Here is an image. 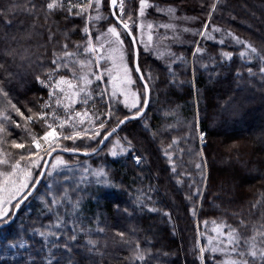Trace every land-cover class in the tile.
<instances>
[{
    "label": "snow or ice",
    "instance_id": "snow-or-ice-1",
    "mask_svg": "<svg viewBox=\"0 0 264 264\" xmlns=\"http://www.w3.org/2000/svg\"><path fill=\"white\" fill-rule=\"evenodd\" d=\"M105 2L6 0L0 5V23L5 29L20 25L16 35L0 34V42L8 45L3 55L17 69L30 70L35 82L46 90V96L29 103L14 100L13 85L22 78V73L9 70L5 63H0V228L14 222L21 205L37 190L42 178H54L59 174L57 169L68 167V161L61 153L76 155L82 152L91 156L106 151L114 159L130 156L137 167L148 162L147 156L137 151L132 139L118 134L127 122L146 117L149 81L154 77L150 69H142L138 44L143 45L145 52H154L159 59L166 55L174 57L168 62V72L174 78L171 65L187 61L183 54L173 53L170 46L162 51L164 41L183 42L184 33L200 37V40L190 41L194 46L193 62L202 60L207 54L215 66L217 57L207 53L201 40L215 41V33H221L219 44H225L223 37L226 36L241 46L239 57L244 61L242 68L247 75L237 69L238 87L242 91L248 88L264 90V43L257 45L230 28L213 23L215 16L227 7L225 0H201L200 8L206 19L199 27L184 26L179 31L175 23L157 25L147 20V15L151 8L165 13L170 21L183 20L187 25L199 20L195 16L178 15L182 10L180 4L161 8L154 0H107L109 15L106 16ZM129 3L134 6L128 8ZM18 17L23 19H13ZM158 28L172 30V35L165 32L155 40ZM76 35L80 38L73 39ZM125 39H128V46ZM233 55L231 51L221 50L219 59L231 61ZM201 66L207 67L206 64ZM137 80L142 81V92L133 88ZM235 103V97L229 96L222 107L227 109ZM120 104L127 110L122 117ZM165 115L176 116V110H169ZM179 123L177 117L175 125L166 124L157 131L151 130L145 119L144 127L155 139L161 131L178 130L176 125ZM37 128L42 134L36 131ZM16 129H21L24 134L14 137ZM187 129L184 136H172L166 145L162 140L161 150L171 172L177 174V159L182 160L185 152L181 143L199 139L202 147L195 155L200 157V162H195L194 166L201 179L199 183L193 179L188 185L192 192L185 194L191 204V215L197 218L208 190V177L203 171L207 163L203 147L206 146V133L199 129L198 115ZM85 140L95 142L96 146L81 147L78 142ZM233 149L238 151V145L230 146V150ZM182 175L190 176L191 173ZM70 180L71 177L65 176V185ZM176 182L183 184L179 176ZM88 183L104 188L119 189L122 186L111 169L104 165L93 168L90 164L82 169L79 181L72 185L54 189L53 184L48 183L45 194L40 196L42 207L31 226L25 230L21 224L12 237L0 233V249L5 253H18L20 249L34 248L37 255L29 253L28 264H153L154 261L158 264L161 255H169L155 248L147 233L141 237L139 233L144 230L136 226H130L127 231L112 228L109 239L110 226H101V214L86 215L84 196L79 193L82 191L80 185ZM154 191L152 185H148L147 191L138 189L133 204L141 212L146 210L167 217L174 235L176 226L172 213L155 206L157 202L149 194ZM212 195L219 198L220 194ZM115 207L119 214L120 205ZM212 207L228 211L215 200ZM123 213L133 216L127 207L123 208ZM230 214L233 223H229L227 216L196 220L197 236H206L207 243L201 244L197 239L191 250L193 256L199 264H208L209 260L212 264H264V193L248 201L246 209L242 207ZM89 221L94 222L95 227ZM201 224L205 229L211 224L213 234L202 233Z\"/></svg>",
    "mask_w": 264,
    "mask_h": 264
},
{
    "label": "trees",
    "instance_id": "trees-1",
    "mask_svg": "<svg viewBox=\"0 0 264 264\" xmlns=\"http://www.w3.org/2000/svg\"><path fill=\"white\" fill-rule=\"evenodd\" d=\"M5 2L6 0H0V5ZM177 2L180 6L193 9L194 13L203 15L205 19L206 15L200 8L201 0H183V3L177 0ZM225 2L227 7L221 12L225 13L224 17H221V13L217 14L213 23L226 25L237 35L257 45L264 43V1L225 0ZM244 8L250 12V15L245 13ZM232 15L234 19L229 17ZM13 19H23V17ZM77 23L80 22L77 21ZM15 26L16 30L12 31L10 28L5 29L3 23H0V34L5 32L9 36L18 34L20 25ZM215 35L217 37V33ZM79 38V35L73 37V39ZM201 44L207 53L217 57L215 66L207 54L202 60L191 62L193 44L174 45L173 53L183 54L187 61L186 63L177 61L171 65L175 72L174 78L168 72V63L140 50L142 69L145 71L150 69L154 77L149 81L151 95L145 117L148 125L151 130L159 131L166 124L175 125L177 117L180 120V123L176 125L178 130L161 131V135L155 139L152 138L151 132L145 129V119L131 120L118 131L121 137L127 136L132 139L137 151L147 156L146 164L137 167L130 156L114 159L105 151L91 156L63 153L64 159L68 161V167L57 170L59 174L54 175V178L45 176L36 192L22 206L14 222L0 228V233H7L9 237H12L20 230L21 224L25 230L31 226V221L35 220L42 207L40 196L45 194L48 183H52L54 189L58 186H69L74 181H79L82 169L88 164L93 168L104 165L112 170L122 186L117 189L104 188L94 183L81 184L82 191L79 195L84 196L86 215L92 217L100 213L101 226L105 224L110 226L108 238L112 236V228L127 231L130 226H136L144 230L139 233L141 237L147 233L152 237L155 248L169 253L167 256L161 255L158 264H199V260L193 256L191 250L197 239L201 244H206L207 238L197 236L196 220H211L227 216L229 223H233L234 218L230 214L232 211L242 207L246 209L248 201L264 193V90L248 88L242 91L238 87L237 69H241L245 76L247 75L242 68L244 61L239 57L241 46L236 45L235 42L231 43V46L226 43L221 45L217 39L215 41L201 40ZM7 46L0 42V63H5L9 70L22 73V78H18L13 85L15 89L13 99H18L21 104H24L34 101L37 97L46 96V90L35 82L30 70L17 69L3 55V50ZM229 49L234 53L232 60L221 61L220 51ZM201 64H206L207 67H202ZM139 82L142 84L140 80ZM229 96H234L236 103L224 109L223 102ZM29 106L32 105L29 104ZM119 107L121 109L119 114L122 117L126 111L122 105ZM172 109L176 110V116H166L165 113ZM197 115L199 129L206 133V146L203 147L207 163L203 171L208 177V190L203 201V208L198 213V217L193 218L190 212L191 204L186 200L185 194L192 192L188 185L193 179L197 183L200 182L199 170L194 165L195 162H200V157L195 153L202 146L198 138L189 139L187 143L182 142L181 147L185 149V152L182 160L177 159V174H173L167 158L163 156L161 141L163 140L166 145L172 136H184L187 133L188 124L192 123ZM36 131L42 134L39 128ZM23 134L21 129H16L13 136ZM88 144L96 146L95 142L86 140L80 143V146L87 147ZM234 144L238 145V151L230 150V146ZM214 157L224 164L228 163V167L235 174L230 182L224 183L222 178L226 171ZM245 171L249 175H246ZM184 172L191 175H182ZM65 176L71 177L67 185L64 182ZM177 176L183 180V184L176 182ZM88 179L93 180L92 177ZM148 185L155 188L154 192L149 193L157 202L155 206L172 213L176 226L174 235L167 217L160 213H149L146 210L141 212L135 208L133 199L137 190L147 191ZM213 193H219V198L214 197ZM213 200L228 211L222 212L213 208ZM116 204L120 205L119 214H117ZM125 207L133 212V216L128 217L123 213ZM89 223L95 227L94 222L89 221ZM211 227L209 224L205 229L201 224L200 231L211 235L213 234ZM101 238L103 239L102 234ZM29 253L33 256L37 255L32 247L20 249L18 253L12 251L5 253L0 249V264H28ZM153 264L157 262L154 261ZM208 264L212 262L209 260Z\"/></svg>",
    "mask_w": 264,
    "mask_h": 264
},
{
    "label": "rangeland",
    "instance_id": "rangeland-1",
    "mask_svg": "<svg viewBox=\"0 0 264 264\" xmlns=\"http://www.w3.org/2000/svg\"><path fill=\"white\" fill-rule=\"evenodd\" d=\"M264 1V0H263ZM154 3H156L159 7H161V8H166L168 5H176V4H179L178 2H177V0H154ZM134 6V3H129L128 4V8H132ZM136 6H138V4L136 5ZM181 7V12L180 13H178V15H184V14H186V15H188V16H190V17H193V16H195V17H199V20L198 21H196L194 24H191V23H189V24H187L186 25V22L185 21H183V20H169V17L165 14V13H161V12H156L154 9H149L148 10V15H147V20H149V21H152L153 23H155V24H161V23H169V22H171V23H175L177 26H178V28H177V30L179 31L180 29H182V27H184V26H195V27H199L200 25H201V23L206 19V17H205V19H204V17H203V15H200V14H196V13H194L193 12V9H188V8H186V7H182V6H180ZM244 10H245V8H244ZM103 11H104V14L106 15V16H108L109 15V7H108V4H107V0H106V2H105V7H104V9H103ZM126 11H127V8H126ZM245 13H247V14H249L250 15V12H248L247 10H245ZM222 14V18L224 17V15H225V13L223 12V13H221ZM252 15V14H251ZM230 18H232L233 17V15L232 16H229ZM228 17V18H229ZM110 18V17H109ZM111 19V18H110ZM106 24H107V21L105 22V24H104V26H106ZM216 24H218V25H220V26H222V27H224V28H228V26H226V25H222V24H219V23H216ZM231 29V28H230ZM10 30H12V31H14V30H16V26H14L13 28H10ZM232 31H234L233 29H231ZM156 31V36L154 37V39L155 40H158L159 39V36L160 35H162V34H164L165 32H167V34L169 35V36H171L172 35V30H166V29H164V28H158V29H156L155 30ZM135 34L137 35V39H139V31L138 30H136L135 31ZM220 38H222V36H221V33H217V40L219 41V39ZM224 39H225V43L228 45V46H231V43H234L233 41H231V39L230 38H228V37H223ZM193 39H198V40H200L201 38L200 37H193L190 33H184V34H182V41L183 42H172V41H164L163 42V45L161 46V50L163 51L164 50V48L165 47H167V46H170V48H171V51L173 52L174 51V45H185V44H188V45H190V44H192V43H190V41H192ZM145 40H146V36H145ZM125 45L126 46H128V39H125ZM138 47H139V49L142 51V52H145L144 51V48H143V45H140V44H138ZM228 49V48H227ZM224 51H231L230 49L229 50H224ZM232 52V51H231ZM147 55L148 54H150V55H154V56H156L155 54H154V52H145ZM157 57V56H156ZM160 60H162V61H164V62H166V63H168L170 60H171V57H169V56H165L163 59H160ZM193 61V57L191 56V62ZM135 75L136 74H134V78H135ZM133 88H138V89H140V91L142 92L143 91V88L141 87V84H140V82H139V80H137L136 81V84L135 85H133ZM122 99V98H121ZM120 105H122V104H120ZM123 106V105H122ZM125 111H127L126 109H124ZM69 143H71V142H69ZM78 143H81V142H78ZM105 153H106V151H105ZM61 155H63V153H61ZM214 159L219 163V164H221V165H223V167H224V169H225V171H226V173H225V175L223 176V181H224V183L225 182H230L231 181V177H234V175L235 174H233V172H232V170H231V168H229L228 167V163L226 164H224V163H222L220 160H218V158L217 157H214ZM61 169V168H60ZM57 170H59V169H57ZM36 171H39V170H36ZM245 173H246V175H249L248 174V172L247 171H245ZM30 190V189H29ZM27 191V190H26Z\"/></svg>",
    "mask_w": 264,
    "mask_h": 264
},
{
    "label": "water",
    "instance_id": "water-1",
    "mask_svg": "<svg viewBox=\"0 0 264 264\" xmlns=\"http://www.w3.org/2000/svg\"><path fill=\"white\" fill-rule=\"evenodd\" d=\"M136 47H138V45L136 46ZM139 48V47H138ZM141 83H142V81H141ZM150 87V86H149ZM150 95H151V88H150ZM149 103H150V96H149ZM149 103H148V106H149ZM148 106H147V108H148ZM147 108H146V110H147ZM145 110V111H146ZM137 119H139V118H137ZM136 120V119H135ZM119 131V130H118ZM64 154H71V153H64ZM76 155H84L82 152L81 153H79V154H76ZM43 179L44 178H42L41 179V182L43 181ZM41 184V183H40ZM40 184L39 185H37V189H38V187L40 186ZM36 192V191H35ZM35 192H33V194L35 193ZM32 194V195H33ZM31 196H29V198H30ZM28 198V199H29ZM26 202V201H25ZM25 202L21 205V208H22V206L25 204ZM19 213V212H18ZM18 213H17V215H18ZM17 215H16V217H17ZM16 217L14 218V220L16 219ZM11 224V223H10ZM10 224H8V225H10ZM8 225H6V226H8ZM6 226H4V227H6Z\"/></svg>",
    "mask_w": 264,
    "mask_h": 264
}]
</instances>
